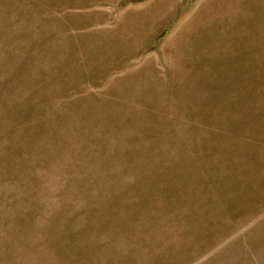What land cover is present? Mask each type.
<instances>
[{
  "label": "rangeland",
  "instance_id": "rangeland-1",
  "mask_svg": "<svg viewBox=\"0 0 264 264\" xmlns=\"http://www.w3.org/2000/svg\"><path fill=\"white\" fill-rule=\"evenodd\" d=\"M0 264H264V0H0Z\"/></svg>",
  "mask_w": 264,
  "mask_h": 264
}]
</instances>
